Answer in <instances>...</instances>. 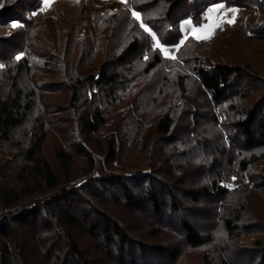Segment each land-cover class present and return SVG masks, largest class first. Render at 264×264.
I'll return each instance as SVG.
<instances>
[{
  "label": "trees",
  "instance_id": "obj_1",
  "mask_svg": "<svg viewBox=\"0 0 264 264\" xmlns=\"http://www.w3.org/2000/svg\"><path fill=\"white\" fill-rule=\"evenodd\" d=\"M36 2L0 0V264H264V74L185 42L174 63L135 25L92 64L107 11L58 50ZM125 2L166 46L242 6L264 45V0Z\"/></svg>",
  "mask_w": 264,
  "mask_h": 264
},
{
  "label": "rangeland",
  "instance_id": "obj_2",
  "mask_svg": "<svg viewBox=\"0 0 264 264\" xmlns=\"http://www.w3.org/2000/svg\"><path fill=\"white\" fill-rule=\"evenodd\" d=\"M36 3V8H39L42 13L41 24L44 22L43 24L49 27L47 29L51 31L55 41L58 40V42H55L58 50H62L61 46L65 42L63 40L64 36H68L74 30L80 31L82 27L79 24L84 21L85 12L99 15L105 13V10L107 11L108 15L101 20L100 28L95 30L97 34L93 33L92 38L97 41L95 44L98 47L93 52L92 64L97 60L95 57L99 58L102 55L103 48L100 45L103 40L101 38L102 35H108L112 31L113 33L110 36L112 42L119 43V40L123 39L122 36L127 35L132 25H135V29L138 26V29H143L144 31L146 28L145 26L141 27V19L137 20L133 17L132 13L134 11L129 8L125 0H37ZM249 11L242 6H232L222 2L213 3L203 12L204 21L201 24L195 25L189 19H184L180 22L179 29L182 33V41L175 46L163 45L159 43L158 38L149 30L145 32L150 35L152 48L156 49L162 57L174 60V63H178L177 53L185 42L186 44H191L196 53H201L208 62H249L261 74H264V45L244 41V37L238 27L244 16L252 12ZM58 30H66L67 35L56 33L55 31ZM98 36L100 37L99 39ZM86 42H91L90 38H87ZM75 44L76 42H72L73 48L76 46ZM157 44H159V47H157ZM72 51V53L76 52V50ZM70 60L72 66L75 65L73 54ZM169 69L166 68V71L168 72ZM185 69L184 67L183 70ZM49 99H54L59 103L64 100V95L55 93ZM63 116L64 114L60 113L57 117H62L63 119ZM226 186L230 190L235 187L232 182L227 183ZM252 201L256 208L264 210V194H256Z\"/></svg>",
  "mask_w": 264,
  "mask_h": 264
},
{
  "label": "snow or ice",
  "instance_id": "obj_3",
  "mask_svg": "<svg viewBox=\"0 0 264 264\" xmlns=\"http://www.w3.org/2000/svg\"><path fill=\"white\" fill-rule=\"evenodd\" d=\"M132 15H133V17H135V19H137V20H140V19H141L140 15H139L137 12H133ZM141 27H144V25L142 24ZM145 31H148V29L145 28ZM157 47H159V44H157ZM19 58H20V57H17V59H19Z\"/></svg>",
  "mask_w": 264,
  "mask_h": 264
}]
</instances>
